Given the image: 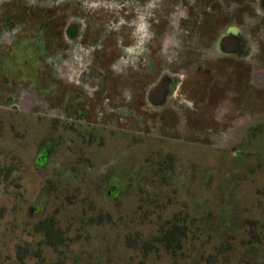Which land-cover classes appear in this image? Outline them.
Here are the masks:
<instances>
[{
	"label": "flooded vegetation",
	"instance_id": "af4514ba",
	"mask_svg": "<svg viewBox=\"0 0 264 264\" xmlns=\"http://www.w3.org/2000/svg\"><path fill=\"white\" fill-rule=\"evenodd\" d=\"M170 1L154 0V6H147L149 1L144 3H147L145 10H158L161 16L150 22L153 26L150 37H147V28L141 27L138 21L135 23L136 34L141 40L129 47L135 60L137 55L142 56L133 64L131 75L91 65L85 62L88 58L82 53L77 75L75 70L69 69L61 74L60 80L53 69L47 75L52 83L41 86L37 82V86L35 83L30 85L35 87L33 90L24 88L30 93L33 91L37 98L32 101L25 97L20 106L30 113H37V116L23 110L20 118H5L3 99L0 102V110L3 109L0 124L5 125L8 118L18 121L19 124L12 125L9 130H20L17 137L20 149L18 159L7 154V162L0 163V168H36L46 175L51 166L55 169L54 178L61 182L45 177L47 184L40 194L47 195L46 204L61 199L66 207L80 204L91 214H96L101 211L95 207L91 210L95 204L92 198L81 196L78 194L80 187L72 186L81 181L97 189L93 183L95 177L79 168H87L90 172L97 171V168H112L111 172L117 168H130L131 177L137 168H144L142 162H145L147 168H159L161 173L168 174L176 165L180 168L186 157L185 146L203 147V140L215 139V133L206 132L213 131L212 125H218L220 131L223 127L229 130L232 129L230 120L238 119L243 123L242 136L235 139L236 143L229 149H212L216 151L213 158L224 155L225 168H242L243 174H260L264 179V171H261L264 170V48L259 57L253 55L249 39L237 30L256 13L264 16V0ZM139 2L129 0L126 4L137 11ZM140 8L144 9L143 6ZM85 20L86 16L75 18L70 13L62 23H52V17L46 19L40 34L33 36L36 42L32 45H37V50L33 49L28 59L34 60L38 66L41 52L45 54L48 50V38L54 44L58 41L71 47L90 45L85 43ZM7 28L18 31V25L11 18L1 19L0 70L5 69L7 59L5 50L2 51ZM30 39L26 41L31 43ZM26 41L20 42L19 46H24ZM94 46L96 44L92 45L93 50ZM101 57V54L92 55L96 63L102 61ZM22 58L27 60L25 55ZM144 62L145 72L140 70ZM24 64L28 63L25 61ZM17 73L21 75L19 70ZM10 78L11 73L6 76L0 71V91L5 90V83L10 84ZM36 88L48 95L39 94ZM22 123L26 130L21 129ZM33 126L35 131L31 133ZM54 133L57 142L52 141ZM4 140L5 132L2 142ZM27 152L31 154V162L26 159ZM146 183H149L148 189L155 187L154 179L148 178ZM123 184L108 180L99 196L118 208ZM130 186L132 184L125 185ZM167 187L175 190H168V193ZM59 188L64 189L60 195ZM156 188L162 192L158 190L152 197L140 191L138 199L142 216H147L145 204L148 212H153L149 207L169 202L180 187L164 178ZM106 214L114 221L110 212Z\"/></svg>",
	"mask_w": 264,
	"mask_h": 264
},
{
	"label": "rangeland",
	"instance_id": "374dc122",
	"mask_svg": "<svg viewBox=\"0 0 264 264\" xmlns=\"http://www.w3.org/2000/svg\"><path fill=\"white\" fill-rule=\"evenodd\" d=\"M139 1L136 11L126 4L129 0H0V22L2 18H11L18 25V31L14 28H7L9 32L5 31V47H2L7 59L5 69L0 71L6 76L11 73L12 78H10V84L5 83V90L0 91V102L4 99L5 118L13 116L20 118L25 110L20 106L23 99L26 97L35 101L37 98L33 91L30 93L24 88L28 87L33 90L35 87L30 86L33 83L36 86L38 83L42 84L41 86L52 83L47 77L51 70L54 69L58 73L60 80H62L61 74L69 69L75 70V75H77L81 69L78 62L83 56L82 53L85 54L86 59L88 58L85 62L91 65L95 64L111 72L118 71L131 75L133 64L142 56L137 55L135 60L133 51L129 47L136 40H141V37L136 34L135 23L138 21L141 27H145V30L147 28V37H150L153 31L150 22L153 19L158 20L161 16V12L159 13L157 9L158 12L153 9L145 10L147 3H144L149 1L147 6H154V0ZM174 1L177 0L170 2ZM141 6L144 9L140 8ZM69 13L75 18L87 17L85 43L90 45L71 47L60 44L58 41L54 44L53 40L48 38V50L45 54L41 52L39 56L41 60L37 61L38 66H36L34 60L28 59V56L37 50V45L36 47L32 45L36 42L33 36L40 34L43 23L49 17H52V23H62ZM234 15L237 14L234 13ZM251 18L246 24L239 25L237 30L249 39L251 53L259 57L264 48V16L256 13ZM252 23L257 26L253 27ZM1 31L0 29V33ZM29 39L31 43L26 41ZM100 40L101 45H98ZM22 41L27 43L19 46ZM94 44H96L95 50L91 48ZM117 51L121 52L117 53ZM93 54H101L102 61H98L100 64L93 60ZM24 55L27 58L25 61L28 64L26 65L22 58ZM145 64L146 62L140 67L143 72L146 70ZM18 70L22 77L18 76ZM17 86L22 90H18ZM38 93L48 95L44 90L42 92L38 90ZM250 96L253 98L252 94ZM25 112L30 113L28 110ZM30 114L38 115L37 113ZM8 120L5 121V125L0 124V163L7 162L5 160L7 154L12 155L11 158H19L20 141L17 137L20 135V130L18 128L9 130L12 125L19 123L15 119L8 118ZM233 120H230L232 129L229 130L223 127V131H220L218 125H212L213 131L206 132H212V135L215 133L213 136L215 139L203 140V147L185 146L184 161L180 163V166L178 165L180 168L176 165L175 170L169 172L170 174L161 173L159 168H147L146 163L142 161L140 162L144 168H137L131 177H129L130 168H117L112 172L110 171L112 168H97L95 172H90L87 168H79L95 177L93 183L97 189L81 181L72 186L80 187L78 194L92 198L95 203L93 206L103 213L110 212L114 221H106L100 226L90 227L85 231L84 234L88 240L83 238L73 243L67 264H141L140 252L129 247L127 236L140 237L138 240V245H140V241L151 239L158 233L160 224L164 225L167 220L180 212L187 213L189 230L188 239L182 249L187 256L182 257L177 264H207L206 259L214 254L216 247L227 242L232 249L215 263L208 264H264V179L260 174L254 176L246 172L243 174L242 168H225L224 155L219 154L218 157L213 158V152L216 151L212 149H229L236 143L235 139L242 136L243 123L238 119ZM21 126V129L26 130L24 123ZM32 129H30L31 133L35 131L34 126ZM4 132L5 140L2 142ZM52 135V141L57 142L56 134ZM92 151L97 153L96 149ZM26 159L31 162L30 152H27ZM47 169L49 170L45 175L39 173L36 168H15L9 180L0 184V250L5 253V257L15 258V246L19 241L35 244L40 240L39 237L33 235V225L45 215L59 208L60 212L57 216L66 222L69 216L80 214L83 209L80 204L73 207L63 206L61 199L46 204L47 195L40 194L47 184L45 177L53 182L59 181L54 178L55 169L51 166ZM148 178L154 179L155 187L148 189L149 183H146ZM164 178L168 183L173 181L174 184H179L178 192L173 195V199L171 196L169 202H160L149 207L153 212H148L147 204H145L147 216H142L140 208L142 205L138 199L140 191H145L144 195L149 194L151 197L158 190L162 192L156 187ZM112 179L118 184L119 181L124 183L118 208L108 204L99 196V193L104 192L107 181ZM253 179L254 182H252ZM131 184L130 188L125 187ZM63 190L59 188L58 195L62 194ZM166 190L170 193L175 189L167 187ZM255 237L259 238L258 242ZM47 255L48 261L55 258L50 252ZM27 264H30V260ZM144 264L173 263L167 255L161 253L150 255Z\"/></svg>",
	"mask_w": 264,
	"mask_h": 264
},
{
	"label": "trees",
	"instance_id": "16d2710c",
	"mask_svg": "<svg viewBox=\"0 0 264 264\" xmlns=\"http://www.w3.org/2000/svg\"><path fill=\"white\" fill-rule=\"evenodd\" d=\"M15 168H0V184L9 180ZM74 203V202H73ZM67 204V203H66ZM70 205L71 202H69ZM65 206V205H63ZM75 206V205H74ZM91 210H95L94 206ZM60 209L45 215L33 225V235L40 240L35 244L32 242L19 241L15 246V258L5 257V253L0 250V264H67L68 254L73 243L88 237L84 234L90 227H97L106 221H111V216L106 213H93L83 207L80 214L69 216L68 221L64 222L58 218ZM188 215L179 213L174 218L167 220L165 224L159 226L158 233L151 239L140 241L138 236H127L129 247L134 248L141 255V264L146 263L152 254H165L173 264L187 255L182 250L188 239ZM211 236V235H209ZM257 242L258 237H255ZM254 238V239H255ZM232 249L227 242L216 247V251L210 258L206 259L207 264L215 263L222 255ZM49 252L55 256L48 261Z\"/></svg>",
	"mask_w": 264,
	"mask_h": 264
}]
</instances>
